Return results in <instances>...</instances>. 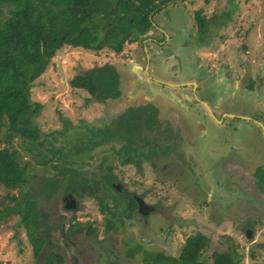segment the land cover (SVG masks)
<instances>
[{"label":"rangeland","instance_id":"rangeland-1","mask_svg":"<svg viewBox=\"0 0 264 264\" xmlns=\"http://www.w3.org/2000/svg\"><path fill=\"white\" fill-rule=\"evenodd\" d=\"M197 11L208 21V28L202 31L201 38L210 42L206 47H196L197 52L204 50L207 53L198 54L197 61L203 60L208 69L191 61L184 65L180 74L184 78L195 79L200 87L203 86L202 91H196V97L208 101L218 120L210 112L203 117L194 116V108L188 105H184V110L182 106V109L174 107L178 104L174 102L178 94L174 87H164L154 79L157 75L158 79L162 78V74L167 75L162 79H179V74L174 75L172 69L163 68L152 58V67L159 73H153L150 68L147 73L149 56L145 49L150 46L156 50L159 44L154 38L161 36L157 29L149 30L134 43L124 44L119 53L109 48L86 50L68 45L56 51L45 71L30 88V100L43 106L34 117L41 134L39 141L33 145L34 142L22 141L19 137L13 140L21 164L27 170L28 183L24 190L29 192L41 186L40 191H31L30 195L37 193L43 225L39 234H47V241L42 257L35 258L25 228L19 222V214L10 212L0 220V264H42L44 256L53 250L63 255V264H102L104 261L144 264L140 251L133 257L128 255V250L134 245L177 257L185 239L197 233L208 237L200 257L207 263H210L213 251L230 249L240 256L239 264H264V130L255 119H261L262 113L253 112L251 120L237 127V121H245L231 118L228 114H236L241 109L237 107L242 103L235 102L244 101L246 104L248 100L241 93L231 94L234 77L226 81L230 84L228 86L217 76L221 72L218 69L231 63L234 65L227 70L243 77L247 70H251L247 67L257 65L255 62L248 66L239 59V53L243 54L242 48L250 40L264 46V3L262 0H169L153 20L164 25L167 31L174 30L176 34L170 36L178 44L182 43L180 46L183 49L194 51L192 40L195 44V38H199L196 33ZM258 34H261L260 38H257ZM164 37L166 39V33ZM249 49V56L259 57L252 45ZM233 50L239 53H232ZM104 64L113 65L119 72V97H108L105 102H98L87 91L71 86L70 80L76 74ZM109 66L107 68H112ZM258 74L254 76L251 73V77L258 80L261 78ZM158 86L166 91L167 98L159 94ZM184 86L190 87V93L195 92L191 91L193 86ZM253 87L255 91L257 85ZM196 97L193 100L199 104ZM147 102L158 107L162 125L170 124L172 140H167V143H175L177 154L183 156L161 154L158 159H149L139 166L121 164L112 148L114 145L115 149H119L124 143L120 132L114 135L118 133L116 118L127 107ZM255 121L261 130L258 128L252 133L250 130ZM102 128L109 138L105 143L94 144L99 137H95L93 142L81 140L84 136H91L88 130L99 133ZM163 131L168 136L169 130ZM122 133L128 136L127 132ZM134 133L132 146L143 153L149 151V145L142 139L144 135H150V140L155 134L161 138L155 132ZM4 146L5 142L1 141L0 149ZM58 150L60 159H53L58 156L55 153ZM65 154L71 155L65 157ZM80 157L82 159H77ZM68 160L78 161L77 166L85 171L83 174L89 179L92 171L99 175L112 166L116 176L113 183L122 185L127 191L125 193L143 195L146 203L155 205V210L142 216L135 209L129 217L125 201H119L116 207H112L111 213L101 212L97 200L88 195V189L81 196L75 195L76 208H64L62 197L67 193L59 187L45 195L47 190L51 192V182L46 184L43 181L45 177H50L60 185L62 179L58 172L69 166L65 163ZM19 189L20 186L5 188L0 185V209L13 204L7 196L18 197ZM101 193L100 190L97 194ZM125 193L110 189L112 200L107 201L109 206L115 204L114 197H125ZM108 218L113 222V229H107ZM61 224L63 227H60ZM70 224L75 226L70 228ZM89 227L94 231L87 234ZM246 230L250 231L248 235Z\"/></svg>","mask_w":264,"mask_h":264},{"label":"trees","instance_id":"trees-1","mask_svg":"<svg viewBox=\"0 0 264 264\" xmlns=\"http://www.w3.org/2000/svg\"><path fill=\"white\" fill-rule=\"evenodd\" d=\"M168 1L0 0V142H5V146L0 149V185L5 188L20 186L18 197L12 194L7 196L13 204L0 209V220L10 212L19 214V222L25 228L35 258L42 257L43 247L47 241V234L46 236L39 234L43 225L37 206V193L30 195L31 191H40L41 186L29 192L24 190L28 183L27 170L21 164L13 146L15 137H19L22 141L34 142L33 145H35L41 136L34 117L43 106L30 100L31 86L45 71L56 51L65 45L86 50L109 48L113 52H121L124 44L137 41L140 36L152 28L151 13L160 10ZM195 18L198 37L201 38L204 33L202 31L208 28V21L200 11L196 12ZM107 66L109 64L85 69L70 80L71 86L87 91L98 102H105L108 97H119L121 94L119 72L112 67L113 65L109 66L112 68H107ZM157 114V108L147 103L128 107L126 112L117 116L115 127L118 133L116 131L112 133L114 135L121 133V141L123 140L124 143L119 149H115L114 145L112 148L117 153L121 164L139 166L141 159L149 157L147 153L138 152L132 146L133 136H136L134 132L139 135L147 132L166 134L163 130L168 127L161 128V121ZM135 127L139 131H136ZM122 131L127 132L128 136H124ZM88 132H91L90 137L84 136L80 139L93 142L95 137H99V141L94 143L97 145L109 140L104 134V128L99 133L90 130ZM154 136L151 140L160 142L159 137L156 134ZM113 137L116 138V136L111 138ZM148 137L144 135L142 139L149 145V151L152 150L150 152L152 154L156 152V145H150L151 141ZM167 151L168 149H165L162 152ZM55 153L58 156L53 159H60V151ZM69 155L71 154L64 156ZM77 159H82V157ZM65 163L69 166L65 167L63 172H58L62 179L60 185L55 179L45 177L44 183L51 182V192L47 190L45 195L53 193L59 187L63 188V192L76 196H81V193L88 189V195L97 200L100 211L108 213L112 212V207H116L119 201H124L119 197L117 199L114 197L113 206L107 203L109 197L112 198L109 195V185L116 181L112 166L107 168L106 173H99V175H97L98 172L92 171L91 179H89L83 174L85 171H81L82 168L77 166L78 161L68 160ZM100 190L102 193L98 195ZM128 197L130 199L125 200V209L128 212L127 216L130 217L136 208V201L130 195ZM107 223V229L114 228L109 218ZM75 225H78V222H75ZM75 225L70 224L69 227L73 228ZM60 227L63 225L61 224ZM93 231L94 228L89 227L87 234ZM207 243L208 237L197 233L185 239L177 257L161 251H148L142 249L141 245H134L130 248L128 255L133 257L136 252L140 251L144 264H239L240 256L230 249L213 251L210 263L200 259ZM63 262V255L53 250L44 256L42 264H63ZM102 264L117 263L104 261Z\"/></svg>","mask_w":264,"mask_h":264},{"label":"crops","instance_id":"crops-1","mask_svg":"<svg viewBox=\"0 0 264 264\" xmlns=\"http://www.w3.org/2000/svg\"><path fill=\"white\" fill-rule=\"evenodd\" d=\"M262 2L264 3L263 0H262ZM156 13H159V12L154 11L151 13L153 25H152V28L150 29V31L157 29L159 31V33H161V36L158 37V39L160 38V40L154 38L155 41L157 40L156 42H158L159 45L157 46L156 50H152L149 45H148L149 49H147V48L146 49L144 48V49L148 53L147 55L149 56L150 61L153 58V59L157 60L162 65L163 68H169V69H172V71L176 70V71H174L175 72L174 75L179 74L177 76L179 79H176V80L162 79V78L167 77V75H165V74H162L163 77L160 79L157 78L158 75L155 76L154 79L156 81H158V83H160V85H164V87H168V86H173V84H179L182 82L183 83L187 82L189 85L193 86V87H191V88H193V89H191V91H195V92H191V93H190V87L173 86L176 93H178V94H176L177 98L174 99V102L179 104V105L178 104L174 105V107L176 109H179L182 106L183 109L182 108L181 109L184 110V105H188V102L191 100V95H194V93H196V91H198L199 89L202 91L203 86L200 87L198 84V81H196L195 79L184 78L182 76L183 74H180V73L182 72L184 65H188L189 63H191V61H195L197 63V65H199L200 67H206L207 68V65L202 63L203 60L200 62L197 61L198 54L200 55V53H205L207 55V53L204 52V50H199V52H197L196 47H199V48L203 47V46L206 47V45L210 44V42H208L207 40L206 41L202 40V38H195L194 37L196 39L195 44H194V41L192 40V45L195 47V48H193L194 51L193 50L192 51L185 50L186 48L183 49L180 46V45H182V43L178 44L174 39H172V36H170V34H172V33L176 34L174 30L172 32L167 31V28H165L164 25L159 24V22L157 23L153 20V17ZM151 15H150V17H151ZM164 33H166V35H167L166 39L164 37ZM196 33H198V29H196ZM190 34H192V33L190 32ZM260 36H261V34H258L257 38H260ZM190 37H191V35H190ZM183 42L185 44H188V41H186V40H184ZM248 44H249V46L252 45V49L259 56L258 58H254V57L249 56L250 49H249ZM248 44H244V46L242 48L243 54L239 53L236 50H233L232 53H235V54L239 53L240 54L239 59L245 61L248 66H250L251 63L256 62L257 67L256 66L255 67L251 66V68L247 67L251 70H247L248 73L244 74V77H243V75H238L234 72L231 73L230 71H228L229 70L228 68H231L234 65L233 63H231L230 66H228V67H225V68L221 67L220 69H218V70H221V72L220 73L216 72V73H217L218 78L224 80L225 82L234 77L233 80H234L235 84L233 86L234 87L233 93H231V94H234V93L240 94L241 93L242 96H245L244 99L246 101L248 100V102L246 104L244 103V101L243 102H235V103H242V105H244V107H241L242 105H240L237 108H241V109H238L239 111H237L236 114L234 112L233 113L229 112V113H231V115L228 114L229 117H231V118L237 117V118L245 121V122H240V121L238 122L237 121L236 122L237 127L241 123L246 124L247 121L251 120L254 117L252 115V113L255 111H260L262 113L261 119L259 117H255V119H256L259 127H260L259 123H262L264 126V56H263L264 46L261 47L259 44H255V40L254 41L250 40V42ZM260 47H261V55L258 54ZM208 54L214 55L215 53H212V54L208 53ZM148 56H147V58H148ZM212 57L213 56H211V58ZM225 60H226V58H225ZM136 61L139 62V60H136ZM140 61H141V58H140ZM208 62H206V63H208ZM211 66L213 67L214 65H211ZM146 69H148V71H149V65H147ZM150 70L153 71V73H157V74L159 73L158 70H155V67L154 68L151 67ZM229 73L231 74V76H229V78H228ZM251 73H254V76L257 73H259L258 75L261 76V78L258 80H255L253 78V76L251 77ZM151 77H154V76L151 75ZM193 82L195 83L194 85H193ZM226 83L228 86L230 85L228 82H226ZM253 85H257V87H256L257 91L256 90L254 91ZM156 88H157V91L159 92V94L161 96H163L164 98L168 97V94L166 93V91H164V89H161V87H159V86ZM251 103L253 105H250ZM216 108H218V107L216 106ZM221 113H223V112H221ZM204 114L202 111H200L199 117H203ZM256 121L254 122V127L251 126L250 132H252V133H255V130L257 131L260 129L258 127V125L256 124ZM246 126L247 125H245V127ZM260 145L262 146V144H260Z\"/></svg>","mask_w":264,"mask_h":264},{"label":"flooded vegetation","instance_id":"flooded-vegetation-1","mask_svg":"<svg viewBox=\"0 0 264 264\" xmlns=\"http://www.w3.org/2000/svg\"><path fill=\"white\" fill-rule=\"evenodd\" d=\"M148 59V58H147ZM147 63H148V65H149V68H151L152 66H153V64H151V61H149V59L147 60ZM150 63V64H149ZM174 74H175V72L174 71H172ZM257 91V90H256ZM176 92V91H175ZM195 97H196V94L194 93V95H191V100L188 102V106H190L189 108H194V110H193V113H194V116H199V113H200V111H202L203 112V114L205 113V115H208L207 114V112L209 113L210 111H209V109L207 110V107L203 104V102H206L207 103V105L209 104L208 103V101H206V100H203V99H199L198 97H196V98H198V102H199V104L197 103V102H195L193 99H195ZM167 98V97H166ZM147 103H150V104H152L151 102H147ZM147 103H142V104H147ZM216 103V102H215ZM142 104H138V106L139 105H142ZM154 107H156L157 108V110H158V107L157 106H155L154 104H152ZM205 107V108H204ZM210 107V106H209ZM211 108V107H210ZM127 109H128V107H127ZM127 109H125V110H123V112L122 113H124V112H126V110ZM211 111L212 112H214L213 110H212V108H211ZM159 113V112H158ZM215 113V112H214ZM211 114V113H210ZM157 116H158V114H157ZM216 120H218V119H216ZM168 127V132H169V137H167V135H160L162 138H160V142H157L156 140H154L155 142H153L152 140H150L151 141V143H150V145L151 144H154V145H156V148H155V153H152V154H150V152L152 151V150H150V151H148L147 152V154L146 155H149V159H151V160H153L154 158H159L160 156H161V154L162 155H164V156H172V157H180V156H183V155H181V154H177V150L175 149L176 148V146H175V143H172V144H168L167 142V140H169L170 139V136H171V133H172V127L170 126V124L167 126L166 124H164V125H162L161 124V128L163 129H165V128H167ZM206 127H207V125H205V129H206ZM204 129V130H205ZM148 136H150V135H148ZM164 136V137H163ZM165 137H167V138H165ZM172 137H173V134H172ZM193 138H191V140H192ZM170 140H172V138L170 139ZM193 145V142L191 141V145L190 146H192ZM175 146V147H174ZM165 149H168V151L167 152H162L163 150H165ZM154 151V150H153ZM148 158H144V159H141L140 161H141V163L142 162H144V161H147V160H149ZM155 162H152V164H154ZM260 169H261V167H260ZM111 185H109V187H110V189L111 190H115V191H122L123 193H125V192H127L126 191V189L122 186V185H120V184H115V183H113V182H111L110 183ZM126 194H127V197H126ZM131 196V198H133V200L134 201H136V210L142 215V216H146V215H148L149 213H152L154 210H155V205H151V204H148V203H146L145 201V198H144V196L143 195H138V194H135L134 192H129V193H125V197H119V198H121L122 200H126V201H128L127 200V198H129L130 199V197H128V196ZM209 197V196H208ZM120 199V200H121ZM74 200V201H73ZM110 200H112L111 199V197H109V200L108 201H110ZM138 201H143L147 206L146 207H143V206H141V208H138ZM62 202H63V207L64 208H68V207H71V208H76V205H77V201H76V198H75V195H73L72 193H67L66 195H64L63 197H62ZM151 207V208H150ZM134 212V211H133ZM133 214V213H132ZM249 230H246V235H248L249 234Z\"/></svg>","mask_w":264,"mask_h":264},{"label":"water","instance_id":"water-1","mask_svg":"<svg viewBox=\"0 0 264 264\" xmlns=\"http://www.w3.org/2000/svg\"><path fill=\"white\" fill-rule=\"evenodd\" d=\"M146 71H147V73H148V69H146ZM195 83L193 82V85H194ZM184 85H189L187 82L186 83H179V84H173V86H176V87H182V86H184ZM203 104L207 107V109H209V111H210V113H211V115L213 116V117H215L216 118V116H215V114H214V112H212L211 111V108L207 105V103L206 102H203ZM231 115V114H230ZM217 119V118H216ZM260 124V127L264 130V126H263V124L262 123H259ZM74 201V200H73ZM138 208H141V206H143V207H146L147 205L143 202V201H138ZM148 207V206H147ZM151 208V207H150Z\"/></svg>","mask_w":264,"mask_h":264}]
</instances>
